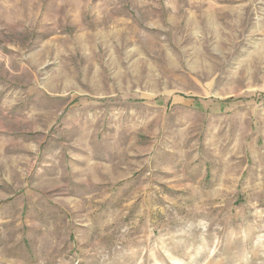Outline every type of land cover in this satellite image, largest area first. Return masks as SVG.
<instances>
[{"label":"rangeland","instance_id":"1","mask_svg":"<svg viewBox=\"0 0 264 264\" xmlns=\"http://www.w3.org/2000/svg\"><path fill=\"white\" fill-rule=\"evenodd\" d=\"M0 264H264V0H0Z\"/></svg>","mask_w":264,"mask_h":264}]
</instances>
